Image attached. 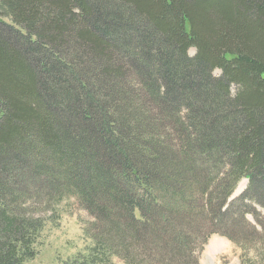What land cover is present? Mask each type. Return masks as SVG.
Returning a JSON list of instances; mask_svg holds the SVG:
<instances>
[{"label": "trees", "instance_id": "16d2710c", "mask_svg": "<svg viewBox=\"0 0 264 264\" xmlns=\"http://www.w3.org/2000/svg\"><path fill=\"white\" fill-rule=\"evenodd\" d=\"M0 3V264L71 195L100 227L65 264H194L264 209V0Z\"/></svg>", "mask_w": 264, "mask_h": 264}, {"label": "rangeland", "instance_id": "374dc122", "mask_svg": "<svg viewBox=\"0 0 264 264\" xmlns=\"http://www.w3.org/2000/svg\"><path fill=\"white\" fill-rule=\"evenodd\" d=\"M3 10L0 3V18L11 23L10 18L3 15ZM195 53L194 48L188 51L191 57ZM220 75L219 70L214 71V76ZM247 186L248 180L242 179L228 202L240 196ZM251 205L245 217V231L234 236V239L219 234L211 235L202 248L193 251L194 264H264V209ZM56 212L55 219L47 223L41 235L38 255L27 264H65L91 247L93 240L87 230L96 233L100 225L82 206L78 197L68 196L58 204ZM231 219L234 225L239 224L237 214H232ZM231 219L227 218L225 222L217 220L216 223H220L222 228L229 225ZM234 225H230L231 231H234ZM112 261L114 264H125L123 259L117 257Z\"/></svg>", "mask_w": 264, "mask_h": 264}]
</instances>
